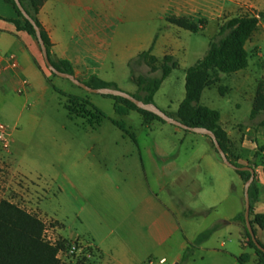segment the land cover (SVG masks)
<instances>
[{
    "label": "crops",
    "instance_id": "1",
    "mask_svg": "<svg viewBox=\"0 0 264 264\" xmlns=\"http://www.w3.org/2000/svg\"><path fill=\"white\" fill-rule=\"evenodd\" d=\"M224 3L225 0H44L37 18L51 42L54 62H69L73 75L85 84L97 79L139 96L144 94L138 83L141 76H137L141 70L133 64L140 55L150 51L157 59L172 56L178 63L172 74L181 68L180 58L184 61L188 52L182 40L179 46L178 34L191 32L170 24L168 18L196 22L216 15ZM18 19L16 10L0 0V104L8 113L17 115L14 127L4 124L9 129L11 145L23 111L27 109V116L37 119L34 112L43 104L47 92L54 89L41 67L38 41L19 32L10 22ZM10 56L17 60V68L11 67ZM171 74L155 93L154 104ZM70 95L83 97L76 92ZM102 97L113 108L115 117L109 120L113 125L119 122L126 127L125 132L121 130L125 145L110 168L103 170L83 162L84 175L92 186L89 192L80 193L66 178L70 189L81 198L80 220L86 227L83 235L71 238L83 241L98 254L95 264H184L189 256L193 263H204V255L195 259L197 250L215 255V264L222 259L240 264L238 258L244 254L237 256L227 247L236 240L241 249H250L243 245L244 230L238 220L245 211V182L223 162L213 141L147 119L135 110L119 113L116 100ZM85 100L93 110L104 114L90 98ZM219 113V124L230 141V153H226L229 160H233V143L239 149V160L249 161L255 170L251 191L253 220L264 214V127H248L241 140V134L233 133L227 115ZM69 115L84 119L70 112ZM248 118L251 120V114ZM133 122L145 128L143 137L134 133ZM220 211L218 219L202 231L203 222ZM55 218L61 220L59 216ZM253 228L257 241L264 246V228L256 224ZM206 232L210 235L203 238ZM249 254L258 263L254 250Z\"/></svg>",
    "mask_w": 264,
    "mask_h": 264
},
{
    "label": "rangeland",
    "instance_id": "2",
    "mask_svg": "<svg viewBox=\"0 0 264 264\" xmlns=\"http://www.w3.org/2000/svg\"><path fill=\"white\" fill-rule=\"evenodd\" d=\"M260 13H264V0H225L224 6L219 8L216 15L203 17L196 22L192 21L199 24L202 31L197 34L182 31V36L178 34L179 46L182 40L188 52L184 61L180 58L181 68L171 74L158 92L156 105L168 115L175 117L180 103L185 98L187 70L206 55L210 40L219 33L221 26L231 18ZM179 49L183 51L181 47ZM247 49L250 53L249 67L236 74L222 73L221 81L205 90L200 101V105L208 106L227 115V121L231 123L233 133L241 134V140H244L248 127L259 126L264 118V114L253 120L248 118L258 85L264 80V17L260 18L259 29L247 44ZM154 58L149 51L140 55L133 64V67L141 70L137 76H141L140 78L146 82L159 78L165 66L164 59ZM40 64L54 89L51 88L47 92L43 104L34 112L37 119L28 117L27 109L23 111L20 128L12 136L11 148L5 150L0 144V203L7 201L39 219L44 227L43 240L50 244L48 237L51 239L55 237L60 240L58 245L62 242L63 247L60 250L63 252L57 255L61 263L76 264L85 259L95 264L98 254L83 241H74L71 238L73 235H83L86 227L80 220L81 198L70 189L66 180L70 179L69 181L80 193L85 190L89 192L92 186L88 184L87 174L84 175L83 162H90L103 170L105 167H112L118 159V152L125 145L122 139L123 133L109 120L115 115L110 103L104 97L90 94L69 80L53 75L47 68L42 55ZM171 64L172 61L168 62V65ZM183 72L184 79L182 80ZM220 88L226 89L223 95ZM72 92L83 96L84 99L90 98L107 118H103L99 124L98 121L92 119V116H96V112L91 106L76 102L77 106L74 107L73 113L75 116L84 117L85 120L83 118L72 119L66 108L71 102L69 94ZM139 96L143 97L144 94ZM21 105L19 106L20 111L22 110ZM15 115L8 113L0 104L1 123L11 128L14 127L17 118ZM131 125L134 133L139 136L146 131L139 123L133 122ZM167 126L176 128L173 125ZM231 146V156L237 159V154H240L239 149L233 143ZM76 165H79V168H76ZM233 172L236 176V172ZM102 189L105 190L104 187ZM221 214L222 211L205 220L202 231L208 229ZM56 216H59L61 220L58 221ZM46 226L55 228L54 233H50L49 236L45 234ZM73 242H78L82 250L74 255L67 254L66 248ZM246 242L244 231L243 245H247ZM227 250L237 256L251 252V248L241 249L236 240L231 246L228 245ZM200 255L206 257L204 263L197 260L200 259ZM214 256L206 251L197 250L195 259L198 262L193 263L192 256H189V261L184 264H215ZM217 258L222 259L220 255H217ZM222 260L218 264H236L232 261L233 259H226L227 263L224 259ZM256 261L254 257H250L247 264H258Z\"/></svg>",
    "mask_w": 264,
    "mask_h": 264
},
{
    "label": "trees",
    "instance_id": "3",
    "mask_svg": "<svg viewBox=\"0 0 264 264\" xmlns=\"http://www.w3.org/2000/svg\"><path fill=\"white\" fill-rule=\"evenodd\" d=\"M5 1L11 5L19 15L18 20H12L10 22L16 26L19 32H26L37 40L33 26L24 18L15 1ZM20 1L27 13L40 27L43 39L48 49L49 57L53 65L61 72L74 74L73 68L69 62L61 61L57 63L51 58V42L48 35L42 30L37 18L40 7L42 6L44 0ZM261 17H264V13H260L259 15L255 14L238 16L227 20L221 26L219 33L210 40L209 49L204 58L195 66L189 68L187 71L185 86L186 97L179 107L177 118L169 115L182 121L184 124L190 127H202L213 131L216 134L225 153H230L228 147L230 141L227 133L219 124L220 113L216 110L210 109L209 107L202 106L199 103L203 91L207 88L217 85L221 81L220 75L222 73L228 75L236 74L246 70L249 67L250 53L247 49V44L258 31ZM167 21L170 24L191 33H199L202 31L199 24L194 23L187 18L170 17ZM164 61L165 66H163L162 75L159 78L151 79L149 82H146L142 78L138 79L139 86L141 91L144 92V96L141 97L133 95L134 97L144 101L145 103H154L153 98L155 93L159 90L163 81L178 66V63L172 56H166ZM171 61L172 64L168 65V62ZM86 84L92 88H117L113 84L105 83L97 79H94ZM220 92L221 94H224L222 88H220ZM105 97L116 100V110L119 113L135 110L141 113L147 119L152 118L164 122L158 116L138 109L136 105L126 99L112 96ZM69 98L71 102L68 104L67 109L71 115L74 114V107L77 106L76 102L83 104L85 103L89 106L91 105L88 100L76 96H69ZM118 104L122 107H120ZM95 111L97 112L96 116H92V119L100 123L102 119L105 118V116L101 112L97 110ZM262 114H264V80H262L258 85L251 113V119H256ZM114 125L122 131H126V127L123 123L114 122ZM260 126L264 127V118L261 120ZM261 150H264V146L261 147ZM231 161L234 164H237L239 157ZM237 173L243 178L245 183L251 177L250 172L237 171ZM252 189L253 185L250 189V197ZM252 216L253 213L251 202V217ZM238 220L245 224V211L239 216ZM251 224L252 227H254L256 224L259 228L263 229L264 214L254 216L253 220H251ZM43 228V223L35 216L19 209L17 206L7 201H2L0 203V264H67L61 263L57 259V255L59 254L60 249L63 247L62 242L61 245L59 244L57 247H53L45 242L42 237ZM209 235L210 232H206L203 234V238ZM247 237H249V235H246V239ZM246 244L249 248L254 250L258 258V263L264 264V252H262L252 240L247 241ZM259 244L264 248L260 242ZM250 257L251 256L249 254H244L242 257L238 258V261L240 264H247ZM76 264L91 263L84 259L78 261Z\"/></svg>",
    "mask_w": 264,
    "mask_h": 264
},
{
    "label": "water",
    "instance_id": "4",
    "mask_svg": "<svg viewBox=\"0 0 264 264\" xmlns=\"http://www.w3.org/2000/svg\"><path fill=\"white\" fill-rule=\"evenodd\" d=\"M14 1L17 5L18 9L20 10L22 15L24 16V18L27 21H29L30 24L33 26L35 33H36L38 43H39V46L41 48V52H42V56H43V59L45 61V64H46L47 68L53 74H55L56 76H58L62 79L69 80L75 86L85 90L86 92H88L90 94H97V95H101V96H112V97H119V98L126 99V100L132 102L134 105H136L138 109L152 113L170 125L176 126V127L181 128L183 130L190 131V132H193L196 134L207 136L213 141L220 157L222 158L223 162L227 166H229L230 168H232L235 171L250 172L251 177L245 183V190H244L245 224H242V228L244 229L245 234L249 235V237H247V241L252 240L256 244V246L262 252H264V248L257 241L254 229H253L252 224H251V219H250V217H251L250 189H251L252 184L255 180V170L253 167L250 166L249 161L239 160L237 164H234L233 162H231L229 160L227 154L223 150L216 134L207 128L190 127V126L184 124L182 121L169 116L167 113H165L163 110H161L156 104L145 103L144 101L139 100L136 97H134L132 94L127 93V92H125L119 88H114V87L92 88V87L88 86L87 84H85L84 82L78 80L73 74H68V73L59 71L51 62V59H50L49 54H48V49H47V46H46L45 41L43 39L40 27L37 25L35 20L27 13V11L23 7L21 1L20 0H14Z\"/></svg>",
    "mask_w": 264,
    "mask_h": 264
},
{
    "label": "built area",
    "instance_id": "5",
    "mask_svg": "<svg viewBox=\"0 0 264 264\" xmlns=\"http://www.w3.org/2000/svg\"><path fill=\"white\" fill-rule=\"evenodd\" d=\"M9 59H10L11 67L17 68V65H18L17 60L13 56H10ZM0 144L2 145L3 149H5V150H8L11 148V137H10L9 129L7 126H5L2 123H0ZM54 231H55V228H52L50 226H46L45 234H47L49 236V234L54 233ZM48 240H49L48 242L50 243V245L53 247H57L58 243L60 241L59 239H57L55 237L53 239L48 237ZM66 250H67V254L74 255V254L79 253L82 250V248L78 242H73L67 246ZM62 252L63 251L60 250L59 254ZM164 262H165V260H161V263H164Z\"/></svg>",
    "mask_w": 264,
    "mask_h": 264
}]
</instances>
